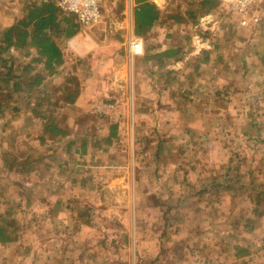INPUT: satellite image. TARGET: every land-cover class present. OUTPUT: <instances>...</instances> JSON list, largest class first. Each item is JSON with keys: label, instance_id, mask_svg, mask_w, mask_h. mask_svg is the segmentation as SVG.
<instances>
[{"label": "crops", "instance_id": "obj_1", "mask_svg": "<svg viewBox=\"0 0 264 264\" xmlns=\"http://www.w3.org/2000/svg\"><path fill=\"white\" fill-rule=\"evenodd\" d=\"M35 1L36 16H53L52 26L57 27L52 38L61 51L63 61L48 69L45 57L40 55L36 45L28 41L29 38L27 50L24 47L21 54L16 45H10L2 53L1 58H10L7 65H12L10 68L0 65V79L6 77L9 80L4 88L0 86V168L5 169V172L0 171L4 174H0V223H4L8 230L15 228V231L10 233L11 239L0 241V264H95L99 259L102 264H110L109 260H103L106 254L101 251L103 248L108 255L111 253L105 238L112 237L109 241L116 244V239L118 242L124 240L125 235L129 237L127 247L134 261L137 256L147 255L149 260H145L148 264H264V185L257 189L250 176L256 173L255 167L262 162L255 154L254 144L260 143L264 147V57L253 52L255 45L252 43L242 52L235 41L230 44L233 47L228 53H222L218 49L221 47L220 40L206 35V27L211 31L214 21L220 24L221 17L217 11L221 9V3L203 11L206 8L204 0H199L195 3L196 12H183L172 0H147L155 6L154 21L137 33L136 0H122L117 12L109 11V6L101 0L105 9L102 8V13L105 12L106 18L97 25H84L74 14L56 5L55 0ZM50 4L52 7L46 9L45 6ZM22 6L18 14H10L11 18H0V31L28 13ZM209 22L211 24L207 26ZM133 34L142 37L144 42H150L142 54H133L128 50L127 40ZM262 47L264 49V44ZM216 49L219 51L216 52ZM166 50L171 51L170 56L162 55ZM144 57L156 69H182L175 72L191 81L186 88L172 86L174 90L169 91L173 97H166L168 104L160 107L157 104L154 106L153 99L157 100L156 93L161 89H165L164 95H167L168 88L160 89L155 80L149 85V110L164 108L167 112L166 115H159L160 118L157 115V123L150 118L157 127L158 136L161 140L179 136L185 148L191 147V142H196L198 150H195V157L201 158L205 154L211 158L210 166L205 168L193 163V158L188 165L182 163L176 167L173 164L163 167L159 164L164 156L154 150L153 158L149 160L148 168L153 176L162 170L171 175L174 171L175 174L181 172L180 180L173 182L175 187L182 190L179 197L182 203L178 197L174 202L167 199L170 190H165L162 203L169 209L176 205H185L189 209L178 218L167 216V213L160 217L166 225L173 223L176 227L178 221L188 224L185 244L175 239L171 242L170 236L179 233L176 230L166 235L167 241L161 236L168 232L167 229L160 234L150 232V239L144 237L140 227L147 222L144 220L147 217L136 214L128 226V232L124 230V222L115 216L113 223L106 225L101 240H97L95 233H92L91 220L86 218L84 210H79L83 201H90L86 194L103 195L112 186L113 178L127 174L129 177L130 170L134 175L133 184L127 186L129 193L132 189L134 191L131 205L137 209L146 208L155 205L158 199V192L154 194L153 190L161 187L156 186L152 179L142 181L137 174L139 165L136 159L141 153L134 149L137 140L135 130L127 133V143L122 141L121 134L107 141L106 129L111 124L116 127L120 123L122 125V113H117L119 119L106 126L104 118L116 117L113 102L107 101L113 106L107 111L102 106L98 107V112L100 108L106 111L100 114L92 105L94 99L105 100L104 97L121 95L122 92L110 84V81H114L112 73L120 72L119 80L131 77L133 83L136 77L132 74L139 76V70L144 67L137 60ZM191 61H196L193 67L196 71H184L183 68ZM19 62L26 63L20 71L16 68ZM34 63L39 64L38 68ZM205 68L208 69L207 73H201ZM144 71L147 74H142V77L156 79L157 72L151 67H144ZM60 74L64 76L62 80ZM47 77H51L53 85L45 82ZM36 80L39 82L36 83ZM70 94L72 101L66 97ZM178 96H181V100ZM248 98L252 99L250 104L246 103ZM48 104L52 108H47ZM117 108L120 111L119 105ZM82 113L88 116L86 121L81 120ZM49 123L53 124L55 130L47 129ZM120 141L127 148L119 149L121 163L108 162L112 158L110 154L95 151L96 143L103 142L109 146ZM234 141L245 145H241V150L233 147L236 150L231 152L226 147ZM64 142L73 147L68 153L63 152ZM42 145L46 149L39 155L44 161L41 169L38 163L33 162L34 155L30 153L35 154ZM59 150H62V155ZM166 150L169 152L168 147ZM86 156L89 158H83L85 161L81 162L80 157ZM186 157L189 158L188 155ZM243 163L251 167L241 177L238 168ZM67 164L73 165L69 178L62 174ZM223 164L227 169L224 172L221 170ZM262 174L264 176V170ZM41 175L44 176L42 181L33 182L31 176L41 179ZM223 176H229L226 183L233 189L244 188L246 192L241 204L227 200L225 205L231 206L227 210L219 208ZM69 183L74 184L72 188L74 186L83 194L85 192V198H75L73 192L68 196V201L57 197L61 195L63 184ZM139 188L142 189V196H139ZM250 191L254 192L255 197ZM32 193H37L35 200L28 198ZM209 193L210 198H207ZM238 205H241L239 210L236 209ZM31 206L38 208L36 216H41L43 221L36 219L38 227L30 231L33 241H28L29 245H26L25 227L22 224L25 218L22 216ZM87 211L90 212L89 209ZM58 224H64L67 235L62 237L60 230L49 228ZM44 235L46 238L43 240ZM121 244L125 245V242L118 243ZM118 251L121 253L120 247ZM163 256H167L166 260Z\"/></svg>", "mask_w": 264, "mask_h": 264}, {"label": "rangeland", "instance_id": "obj_2", "mask_svg": "<svg viewBox=\"0 0 264 264\" xmlns=\"http://www.w3.org/2000/svg\"><path fill=\"white\" fill-rule=\"evenodd\" d=\"M24 1L25 0H0V18H3V20L5 18V20H7V16L10 17L11 13H13V14L17 13L18 14V10L24 4ZM27 1H31V0H27ZM103 1L105 2V5L109 6L107 9L109 11H113V12H115V11L117 12V10H119L120 6L122 5L121 2H123L122 0H103ZM198 1L199 0H172L173 4H176L179 8H181V10H183V12L186 10H193L194 12H196L195 3ZM26 2H25V4H26ZM100 6H101L100 20H101L104 17L106 18L105 12L102 13V8L104 9V7H103L101 0H100ZM252 10L255 11L256 13L260 14V16L262 17L260 24L256 28H248V27L246 28V27L240 26L238 23L237 17L234 14H232L231 12H229L226 8L221 7V9L219 11H217L219 16L221 17L220 18V20H221L220 24L218 23V21H216V22L214 21V25H211V28H210L211 31L208 30V27H206L204 32H206L207 36H212V37H215V38L220 40V46L221 47H219L218 49L222 53L223 52L228 53V50H231V47H233V46H230V44L234 43V41H235L238 45H240L239 47H241L240 50H242V52L246 51L247 48L252 43L253 45H255V49L253 50V52L256 53L257 55H259L260 57H264V49H262L263 48L262 45L264 44V0H260L254 6H252ZM104 11H105V9H104ZM190 19L193 21V17L190 16ZM8 20H9V18H8ZM100 20L95 22L92 25H97L100 22ZM210 24H211V22H209L207 24V26H210ZM199 25H200V23H199ZM214 28H216V29L214 30ZM143 42H144V40H143ZM149 43L150 42L145 40L144 50H145V47H147L149 45ZM246 46H248V47H246ZM25 48L27 50V47H25ZM25 48H20L19 53L21 54V52H24L23 50H25ZM218 49H216V52L219 51ZM137 61L139 62L140 65H142L146 68L151 67L153 71H156L157 72L155 74L156 79H154V78L151 79V77H149V76L142 77V74H147V72L144 71V67L142 70H139V76L132 74V76L136 77L134 79L132 78L134 80L133 83H131V77H128V80H127V77H122V79L119 80L120 72H116V73L113 72L112 73V77H113L112 79H114V81H110L111 82L110 84L114 85V87H116V90L121 91L122 94L119 95L118 97H104L105 100L94 99L93 101L94 102L96 101V103L93 104L94 103L93 102L92 105H93L94 110H97L98 107L102 106L107 111V109L109 107H113V106H111V104L112 105L114 104V106H115L114 112H116V117L109 116L107 118H104L103 122H104V125H106V126L108 125V123H113L119 119V117H117V113L118 114L122 113L120 119L122 120L123 124L121 125V123H120V126L117 127L116 134L114 136H116L117 134H121L122 135L121 139L123 142H126L125 139H127V137L129 136L127 133L131 134V132H133L135 130L137 140L134 142V149H136L137 151H140V153H141L140 155H138V159H136L137 164L139 165V168L137 169V171H138L137 174L142 179V181L152 179L155 181L156 186L161 187V189H159V190L156 188H155V190H153L154 194H156V192H158V196L156 195L158 197V199L155 201V205H150L146 208L137 209L133 205H131V201H132V198L134 196V191H133V189L130 190V193H131L130 194L129 190H127V186H129V185L131 186L133 184L134 175H133V171L130 170L129 177L127 174V176H125V177L113 178L111 181L112 186L109 189H107L103 195L97 196V193H94L93 195H92V193L86 194V196H87L86 198L90 201H87V200L83 201L82 207L79 210H81V209L84 210L83 212L87 216L86 218L91 220L90 222H91L92 233L93 234L95 233V236H96L95 239H97V240H101V238L104 235L103 232L105 231L106 225L109 223H113L112 220H114L113 217H115V216H117L122 221V223L124 222V224H125L124 230H126L128 232V226L130 223L133 222L134 216L136 214V215H140L142 217H147L145 219L143 218L147 222L144 223V226L140 227L141 231L143 232L144 237H149L148 239H150L151 238L150 232H152V234H156V233L160 234V232L162 230L167 229L168 232L164 236L161 235L164 238V240L167 241L168 238H166V235H168L169 233H172L173 231L176 230V231H179V233H176L175 236H172V235L170 236L171 242L175 239L176 241L183 242V244H185L184 240L187 236L185 234V231L187 229L188 224L185 221H178L177 224H175L176 227H174L173 223L170 225H166L163 222V219H161V217H160V216H163L165 213H167L168 214L167 216H170L172 218H175V217L178 218L177 217L178 215H180V216L183 215L184 212L189 209L185 205L182 207L181 206L179 207L178 205H176V206H173L171 209H169V208H166V206L162 203L163 202L162 201L163 200L162 195L165 194V190H168V191L170 190L166 196H168L167 199H172L173 202L176 200L177 197L179 198L182 196L181 188L175 187L176 184L173 182L176 180H180L181 172L179 171L178 174H175V171H174L173 175H171V174H167L166 170H162V172L161 171L157 172L155 174V176H153V174L151 172H149L150 171V169L148 168L149 167V160H150V157L153 158L152 154H153L154 150H157L158 154L162 153L161 155L164 156V158L161 160V163L159 164L163 167H166V166L168 167V166H170V164H173L176 167L177 165H181L182 163L188 165V164L192 163L191 158H193V163H199L202 165V167L205 168L207 166H210L211 158L207 157L205 154L201 158L195 157V152H196L195 150H198V148L196 146L197 145L196 142H191V147L185 148V146L183 145L184 143H183V141H181V138L179 136H176L175 139L173 138L174 140L170 139V138H164L162 140L160 139V137L158 136L159 132L157 130V127H156V125H153V123L150 121V118L154 119L155 122L157 123V115L163 116L164 114L166 115L167 112H165L164 108H162L161 110H157V109L156 110L153 109V111L149 110V107L151 106L150 105L151 102L149 99L150 91L148 88H149L150 84L154 83L153 82L154 80L156 81V85H158L160 89L162 87L168 88V91L166 92L167 95H164L166 90L161 89L159 92L156 93L157 94V96H156L157 100L153 99L154 100V106L157 104L156 106L160 107V105L162 106V105L168 104L166 97H169V95H170V97H173V95L170 94V91H169L170 89L174 90L172 88V86H174V87L179 86L181 88H183V86H185V88H186V87H188V84L191 83V81L188 78H185L184 75L177 74L175 72L179 68H174V71L167 69L165 67L164 68L159 67L156 69L153 67V65L150 62H148V59H145V57L143 59H138ZM25 64L26 63L19 62L16 66L17 70L20 71L21 68L23 67V65L25 66ZM194 64H196V61L189 62V64L186 67H184L183 70L186 71L187 69H189V70L193 69ZM33 65H35L38 68L39 64L34 63ZM180 68H182V67H180ZM179 70L181 72L182 69H179ZM193 70H195V69H193ZM207 70L208 69L205 68L203 70L204 72H201V73H207ZM225 73L229 74V71L225 70ZM1 75H3V74H1ZM62 77H64V76L61 75V80H62ZM115 77H118V78H115ZM50 78L51 77H47L45 82L53 85L54 81H51ZM110 79L111 78H109V80ZM192 82H193V80H192ZM126 83H128V84H126ZM118 84L120 86H118ZM5 85H6V83H4L3 79L1 78L0 79V86L4 88ZM124 88H125V90H124ZM192 88H195V87L192 86ZM110 89L112 90V88H110ZM136 91L138 92V94H136ZM160 98H161V100H160ZM178 99L181 100V96H178ZM108 100H111L113 103L107 102ZM251 102H252L251 98L250 99L248 98V100H246L247 104H250ZM92 105H91V108H92ZM118 105H119L120 111H118V108H117ZM47 108H52V105L48 104ZM106 111H104L102 108L99 109V112H101V113H105ZM99 112L97 110V114H100ZM89 113H91V112H89ZM114 114L115 113H113V115ZM151 114H153V115L151 116ZM92 115H93V113H91V116ZM93 117L95 118L97 116H93ZM159 118H160V116H159ZM87 119H88V116L85 115L84 113H82L81 114V120L86 121ZM35 132H36V129H35ZM108 132H109V127L106 129V134H108ZM179 135H180V132H179ZM260 142L262 143V141H260ZM112 144H109V146H108V144L103 143V142L96 143V144H94L95 145V151L102 153V154H105V155L110 154L112 156V158L109 159L108 162L110 161V162L121 163V156H120L121 152H119L120 151L119 149H125V146H123V143L121 141L119 144H116V145H112ZM130 145L132 146V143H130ZM241 145H245V144H240V143H238V141H234V142H232V144H229L226 147V149H230L231 152L236 150V149H233V147L239 148L241 150L243 147V146L241 147ZM53 146L51 148H53ZM56 146H58V145H56ZM62 146H63V152H66V153H68V150L73 148L72 145L68 146V144H66L65 142ZM106 146H108V147H106ZM167 147L169 148V152H167V150H166ZM45 149H46V146L42 145L41 148L39 147V149H37V152L35 154L30 153L31 156L34 155L33 162L38 163V167L39 168L41 167V169H42V167H44V161H42L41 156H39V155L41 154L42 151H45ZM92 149H94L93 146H92ZM254 149L256 152L255 153L256 156L259 157L262 162H260L261 165H257V166L255 165L256 167L254 166L256 173H254V175L250 174V176H251V181L253 179V181L255 182L256 188L259 189V188H262V185H264V176L262 174V171L264 170V162H263L264 161V147L260 143H258V144H254ZM125 150H123V151L126 152ZM61 151H60V154H61ZM186 155H188L189 158H187ZM83 158H89V156L88 157L87 156L86 157H80L81 162L85 161V160H83ZM241 159H244V158L242 157ZM61 160H63L62 157H61ZM241 161H243V160H241ZM33 162H31V165L29 163V165L32 166ZM239 164H241V163H239ZM66 166H67V169H65V171L63 170L62 174H63V177L66 176L69 178L71 176L69 172L73 169V165L67 164ZM250 167L251 166L247 165V163L246 164L243 163L238 168V174H241V177L245 176L246 175V173H244L245 170H249ZM158 169L161 170L160 167H158ZM225 169H226V167L223 164L221 166L222 172H224ZM49 170L50 169H47L46 171H49ZM206 170H207V172L209 171L208 168ZM0 171L5 172V169L3 167H1ZM240 171H241V173H240ZM0 174L2 176H4L3 173H0ZM31 177L33 178V182L39 183L40 181L43 180L42 178L44 176L41 175L40 176L41 179H39L37 176H31ZM222 179H223V182L222 181L221 182H222L223 186H222V191L220 193L221 197L219 195L220 200H221L220 201L221 207H219V208H221L222 210H227L229 207H231V206L225 205V202L227 200L229 203H230L229 200H232V202H234V203L241 204L245 200L246 192L243 191V190H245L244 188H241L242 190L239 187L237 189H233V186L226 183L229 180V176H227V177L223 176ZM240 180H241V178H240ZM247 180H249V176L247 177ZM171 182H173V185H171ZM69 184H70V186H69ZM69 184H63V188L60 191L61 195H59L57 197L63 198V200L68 201V199H67L68 196L71 194V192H73L74 193L73 195L75 196V198H85V192L83 194V191H81V190L79 191V189H75L74 186H73V188L71 187L74 184H71V183H69ZM239 189H240V191H239ZM250 192H252L253 196L255 197L254 192L253 191H250ZM138 193H139V196L143 195L141 188L138 189ZM258 193H262V191H258ZM36 194L37 193H34V194L32 193V195H30V197L28 196V198L30 199L32 197L30 200H35L34 197H36ZM232 196H235V197L233 198ZM206 197L210 198V193L207 194ZM78 200L79 199H77V201ZM179 202L182 203L181 198H179ZM87 206L90 207V208H88L90 210V212L87 211L88 210ZM240 206L241 205H238L236 207V209L239 210L241 208ZM37 212H38V208L31 206L30 209L28 211H26L25 215L22 216L25 218V220L23 221L22 224L25 227L24 236H25L26 242H27V243H25L26 245H29L28 243L33 241V239H31L33 237V234L30 231L35 230L38 227L37 226L38 223L36 224V222H37L36 219L37 220L39 219L40 221L42 220L41 216L40 217L36 216ZM58 214H60V212ZM18 219L20 220L21 218H18ZM145 227H146V229H145ZM49 228L54 230V231L60 230L63 233V235L61 234L62 237L67 235V233H68L67 230H65L66 228L64 227V224H58L55 226H51ZM45 230H46V227H45ZM45 236L46 235H44L41 239L44 240L46 238ZM107 237L108 238H105V240L107 241L106 245L109 246L108 250H111V253L108 255L103 248H101L102 250L100 249L101 251H103V254H106L104 257L105 259H103L104 261L109 260L110 264H112V263H114V264H138V261L140 260L139 264H148V262L146 260H149V257L147 255H145L144 257L143 256H137L136 260L134 261L133 257L129 253V249L127 247L128 242H129V237L127 235L124 236V240L120 239L119 242L116 239L117 245L115 243H113V242L111 243L109 241V240H111L110 238H112V237H110V236H107ZM123 241L125 242V245H122V244L118 245V243L123 242ZM44 243H46V242H44ZM147 244L148 245L150 244L149 241L147 242ZM178 244H180V243H178ZM106 245H105V247H106ZM119 247L121 249V253H119V251H118ZM105 249H107V248H105ZM166 257L167 256H163V258H165V260H166ZM165 260H163V261H165ZM95 264H102V262L99 259L98 261H96ZM103 264H105V263H103Z\"/></svg>", "mask_w": 264, "mask_h": 264}, {"label": "trees", "instance_id": "obj_3", "mask_svg": "<svg viewBox=\"0 0 264 264\" xmlns=\"http://www.w3.org/2000/svg\"><path fill=\"white\" fill-rule=\"evenodd\" d=\"M24 1L22 8H25L28 13L18 19V21L12 25L4 27L0 31V65H4L5 67H11L12 63L7 65L8 58H1L2 53L5 49L9 48L10 45H16L18 48L27 47V39L31 44H34L38 47L40 55L45 57V65L48 69H52L55 64L61 63L63 61V57L59 47L53 41V33L56 29V25L54 27L53 24V16H36L37 11L34 9L37 7L36 1ZM138 5L135 9V25L136 32L140 33L141 31L148 28L154 21V17L156 14L155 6L148 2L147 0H136ZM26 2V4H25ZM221 3L220 0H204L203 4L206 8L203 11L210 10L215 6V4ZM52 5H47L45 8H51ZM162 55H171L170 50H166L162 52ZM147 58H149L147 56ZM159 65V64H158ZM160 66V65H159ZM4 83H7L9 80L2 78ZM39 80H36L38 83ZM14 86H17V82L14 83ZM67 98L72 101V95H67ZM50 130H55V127L52 123L48 124ZM57 129V127H56ZM116 125L111 124L109 126V132L107 136V141H112L113 136L116 134ZM264 193V192H263ZM15 231L13 229L7 228L4 223H0V241H6L11 239L10 233Z\"/></svg>", "mask_w": 264, "mask_h": 264}, {"label": "built area", "instance_id": "obj_4", "mask_svg": "<svg viewBox=\"0 0 264 264\" xmlns=\"http://www.w3.org/2000/svg\"><path fill=\"white\" fill-rule=\"evenodd\" d=\"M260 0H220L221 7L237 17L238 23L242 27L256 28L262 17L252 10ZM62 10L74 14L78 21L84 25L94 24L100 20L101 6L100 0H55ZM128 50L133 54H141L144 51L143 38L131 35L127 40Z\"/></svg>", "mask_w": 264, "mask_h": 264}]
</instances>
